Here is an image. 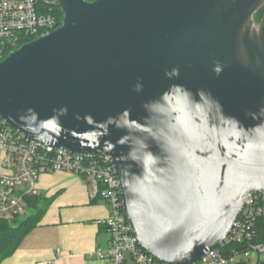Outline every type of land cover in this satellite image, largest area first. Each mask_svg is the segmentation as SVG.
<instances>
[{
    "label": "water",
    "instance_id": "1",
    "mask_svg": "<svg viewBox=\"0 0 264 264\" xmlns=\"http://www.w3.org/2000/svg\"><path fill=\"white\" fill-rule=\"evenodd\" d=\"M58 1L62 24L0 60V116L34 140L109 154L140 245L165 263L197 262L229 233L245 198L264 193V126L245 115L264 103V38L261 46L246 38L247 53L238 51L243 23L264 1ZM215 60L224 64L219 76ZM172 67L178 79L165 77ZM173 83L210 90L226 115L249 128L217 130L213 120L212 130L188 123L158 132L149 139L155 159L137 166L121 159L127 147L115 142L123 130L110 126L105 137L75 118L87 113L102 122L130 108L139 120L142 103ZM65 105L58 136L36 138L19 117L31 107L46 118Z\"/></svg>",
    "mask_w": 264,
    "mask_h": 264
},
{
    "label": "built area",
    "instance_id": "2",
    "mask_svg": "<svg viewBox=\"0 0 264 264\" xmlns=\"http://www.w3.org/2000/svg\"><path fill=\"white\" fill-rule=\"evenodd\" d=\"M49 0H0V60L17 49L27 39H35L58 27L56 17L44 11ZM0 219L11 221L26 215V196L37 194V181L42 173L65 171L79 175L92 197L102 199L108 215L101 221L109 236V248L97 249V257L106 264H170L156 261L139 243L129 228L122 202L120 184L106 153L72 151L29 138L11 127L0 116ZM264 217V193L248 195L229 233L221 244L249 240L255 221ZM264 258V244L255 246ZM59 253L60 251L57 250ZM216 246L198 264H228ZM52 261L38 264H51ZM196 263V262H195Z\"/></svg>",
    "mask_w": 264,
    "mask_h": 264
},
{
    "label": "clouds",
    "instance_id": "3",
    "mask_svg": "<svg viewBox=\"0 0 264 264\" xmlns=\"http://www.w3.org/2000/svg\"><path fill=\"white\" fill-rule=\"evenodd\" d=\"M223 69L222 62L213 61L212 71L216 76H219ZM164 75L170 80L178 79L180 69L172 67L170 70H165ZM142 90L143 84L140 78H137L133 91L140 93ZM141 107L146 115L140 117L139 120L132 118L130 108L123 109L115 116L110 115L102 122H97L91 114L87 113L83 116L77 113L75 118L92 126L88 131L101 132L105 137L111 135L110 126L123 130L125 134L115 142L127 147L121 159L137 166L142 165L146 159H155L150 151L149 139H159L158 132L169 129L182 131L188 123L197 126L208 123L209 130H212L213 120L216 121L217 130L221 127H234L237 131L249 128H245L235 116L226 115L219 100L210 90L204 88H198L194 93L183 84L173 83L157 97L143 102ZM67 113L68 107L65 105L53 108L50 116L41 118L37 111L29 107L19 113V117L25 129L36 138H40L43 134L58 136L62 129L66 130L62 125L61 117L66 116ZM245 115L257 121L253 127L264 126V103L258 106L257 111L245 109ZM112 146L113 142L108 141L109 150Z\"/></svg>",
    "mask_w": 264,
    "mask_h": 264
},
{
    "label": "crops",
    "instance_id": "4",
    "mask_svg": "<svg viewBox=\"0 0 264 264\" xmlns=\"http://www.w3.org/2000/svg\"><path fill=\"white\" fill-rule=\"evenodd\" d=\"M36 186V195L47 201L41 219L0 264H106L95 254L110 246L109 233L101 223L108 215L106 203L98 198L93 201L83 178L71 172L42 173ZM126 257V264H133Z\"/></svg>",
    "mask_w": 264,
    "mask_h": 264
},
{
    "label": "trees",
    "instance_id": "5",
    "mask_svg": "<svg viewBox=\"0 0 264 264\" xmlns=\"http://www.w3.org/2000/svg\"><path fill=\"white\" fill-rule=\"evenodd\" d=\"M43 2L44 0H40ZM91 1V0H90ZM44 11L53 14L57 19V25L60 26L63 20V11L58 0H49L44 6ZM255 21L260 23L264 19V2L255 11L253 15ZM33 40L27 39L25 42ZM18 48V47H17ZM96 198L100 199L98 196ZM28 213L23 217H15L11 221L0 219V262L11 256L20 246L22 240L28 235L38 224L41 216L46 208L47 201L37 195L26 196ZM264 244V217L258 218L253 226V233L249 240L242 242H230L228 244L218 245L220 253L227 259L233 258L235 255L248 253L255 246ZM156 261L159 262L157 258ZM191 264H198L191 263ZM237 264H246L239 261ZM256 264H264V258L258 253Z\"/></svg>",
    "mask_w": 264,
    "mask_h": 264
},
{
    "label": "rangeland",
    "instance_id": "6",
    "mask_svg": "<svg viewBox=\"0 0 264 264\" xmlns=\"http://www.w3.org/2000/svg\"><path fill=\"white\" fill-rule=\"evenodd\" d=\"M264 0H258L257 5L261 4ZM253 11V10H252ZM253 12L250 13L249 17L245 20L242 25V28L239 32V43H238V51L240 55L243 53H247L246 49L247 44L245 42L246 38H249L255 44L259 46L263 43L264 38V26L262 22L257 23L253 17ZM28 210L26 211V214ZM23 217V216H22ZM258 260V252L256 249L250 250L248 253H242L239 255H235L228 264H237L239 261H244L246 264H256Z\"/></svg>",
    "mask_w": 264,
    "mask_h": 264
}]
</instances>
